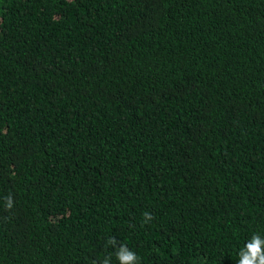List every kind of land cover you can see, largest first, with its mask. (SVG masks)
I'll return each instance as SVG.
<instances>
[{
  "label": "trees",
  "instance_id": "trees-1",
  "mask_svg": "<svg viewBox=\"0 0 264 264\" xmlns=\"http://www.w3.org/2000/svg\"><path fill=\"white\" fill-rule=\"evenodd\" d=\"M257 237L264 0H0V264H250Z\"/></svg>",
  "mask_w": 264,
  "mask_h": 264
},
{
  "label": "clouds",
  "instance_id": "clouds-1",
  "mask_svg": "<svg viewBox=\"0 0 264 264\" xmlns=\"http://www.w3.org/2000/svg\"><path fill=\"white\" fill-rule=\"evenodd\" d=\"M6 206L9 209H11L13 207V203H12L11 199L8 200ZM144 215H145V217H147L148 220L152 219L150 214L145 213ZM109 242L113 245V247H117V241L115 240L114 237L111 238ZM253 242L255 244H257V245L264 244V241H260L258 239V237L255 238ZM116 255H117V258L121 262H123L124 260H132L133 259V255L132 254H129L128 256H123L120 251H117ZM249 261H250V264H264V251H261V250L257 249L254 252H250L249 253Z\"/></svg>",
  "mask_w": 264,
  "mask_h": 264
}]
</instances>
